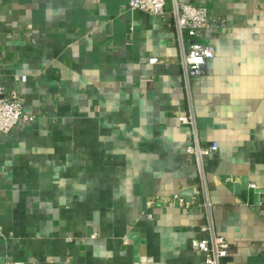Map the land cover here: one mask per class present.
<instances>
[{"label":"crops","instance_id":"0c3cea01","mask_svg":"<svg viewBox=\"0 0 264 264\" xmlns=\"http://www.w3.org/2000/svg\"><path fill=\"white\" fill-rule=\"evenodd\" d=\"M129 1L0 0L3 85L36 116L0 133V264H205L206 224L230 264H264V0H210L198 40L216 56L189 91L169 20L200 0ZM191 109L218 145L206 188Z\"/></svg>","mask_w":264,"mask_h":264},{"label":"built area","instance_id":"2783aa9c","mask_svg":"<svg viewBox=\"0 0 264 264\" xmlns=\"http://www.w3.org/2000/svg\"><path fill=\"white\" fill-rule=\"evenodd\" d=\"M209 2L210 0H200L199 3L177 1L171 10L169 25L175 30L176 38L180 44V63L188 91L193 77L201 74L207 62L216 56V49L212 43L198 40L212 21L208 11ZM165 4L166 0L129 1L131 10H141L151 15L166 13ZM221 22L223 23L224 21ZM187 36L190 37L188 40ZM149 61L157 63L161 59L152 57ZM33 120H36V116L26 112L24 99L19 95L18 91L6 90L0 73V133H9L20 122ZM181 121L192 128L195 140L188 145L187 152L194 156L202 187L206 188L203 158L217 150L218 145L216 143L205 146L200 145L196 137L197 129L192 109L188 115L181 117ZM174 200H178L180 205L185 204L184 198L178 195L174 196ZM153 202L150 201L148 205H153ZM0 235H2L1 228ZM92 236H96V233ZM191 248L203 256L205 264H230L227 261L230 243L225 236L217 234L211 224L204 225L201 236L191 240ZM7 264H26V262L13 260Z\"/></svg>","mask_w":264,"mask_h":264},{"label":"water","instance_id":"95a60500","mask_svg":"<svg viewBox=\"0 0 264 264\" xmlns=\"http://www.w3.org/2000/svg\"><path fill=\"white\" fill-rule=\"evenodd\" d=\"M193 194H194V189L188 188L182 191L181 196L185 197L188 201H192Z\"/></svg>","mask_w":264,"mask_h":264}]
</instances>
